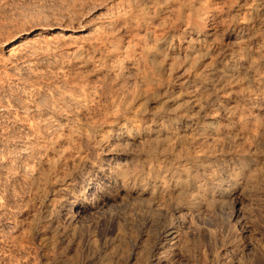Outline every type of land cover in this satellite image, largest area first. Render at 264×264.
I'll return each instance as SVG.
<instances>
[{
	"label": "rangeland",
	"instance_id": "1",
	"mask_svg": "<svg viewBox=\"0 0 264 264\" xmlns=\"http://www.w3.org/2000/svg\"><path fill=\"white\" fill-rule=\"evenodd\" d=\"M263 89L264 0H0V264H264ZM180 117L197 133L208 123L207 140L175 132ZM126 118L141 142L115 157L152 195L82 190ZM200 164L235 182L220 204L199 197L212 190ZM175 171L196 177L193 195L167 182ZM169 226L181 244L159 256Z\"/></svg>",
	"mask_w": 264,
	"mask_h": 264
},
{
	"label": "bare ground",
	"instance_id": "2",
	"mask_svg": "<svg viewBox=\"0 0 264 264\" xmlns=\"http://www.w3.org/2000/svg\"><path fill=\"white\" fill-rule=\"evenodd\" d=\"M257 11V10H256ZM45 32V31H44ZM200 32V31H199ZM204 32V31H203ZM42 34V33H41ZM190 34V33H189ZM189 34H187V35H189ZM205 35V34H204ZM206 35H208V34H206ZM23 37V36H22ZM156 37V36H155ZM18 38V37H17ZM196 38V37H195ZM207 38V37H206ZM202 39V38H201ZM205 39V38H204ZM20 40V39H19ZM197 40V39H196ZM207 40V39H206ZM200 41V40H199ZM10 44V43H9ZM18 46V45H17ZM190 46V45H189ZM14 47H16V46H14ZM192 47V46H191ZM194 48V47H193ZM190 50H192V49H190ZM192 53V52H191ZM190 53V54H191ZM198 53V52H197ZM196 53V54H197ZM195 54V55H196ZM31 55V54H30ZM197 56V55H196ZM239 57V56H238ZM251 58V57H250ZM237 59V58H236ZM250 60V59H249ZM191 62V61H190ZM243 62V61H242ZM229 65V64H228ZM242 66V65H241ZM241 66H240V68H241ZM231 67V66H230ZM189 68H192V67H189ZM246 68V67H245ZM257 68V67H256ZM239 69V68H238ZM221 70V69H220ZM246 70H247V68H246ZM188 71V70H187ZM223 71V70H222ZM249 72V71H248ZM247 72V73H248ZM190 73V72H189ZM225 73V72H224ZM228 73V72H227ZM237 73V72H236ZM188 74V73H187ZM196 74V73H195ZM217 76H218V74H216ZM216 75H215V77H216ZM245 75V74H244ZM259 75V74H258ZM182 76V75H181ZM195 76V75H194ZM235 77H236V75H234ZM243 76V75H242ZM249 76V75H248ZM256 76V75H255ZM179 77V76H178ZM188 77V76H187ZM214 77V76H213ZM239 77V76H238ZM237 77V78H238ZM243 77H245V76H243ZM221 78V77H220ZM250 78H252L251 76H250ZM189 79V78H188ZM202 79V78H201ZM209 79H211V77L209 78ZM213 79V78H212ZM216 79V78H215ZM236 79V78H235ZM244 79V78H243ZM187 80V79H186ZM251 80V79H250ZM259 80V79H258ZM185 81V79L183 80V82ZM190 81V80H189ZM192 81V80H191ZM217 80H215V82H216ZM252 81V80H251ZM197 82H199V81H197ZM179 83H181V82H179ZM212 83H213V81H212ZM223 83V82H222ZM245 83V82H244ZM192 84V83H191ZM194 84V83H193ZM197 84V83H196ZM187 85V84H186ZM197 85H199V84H197ZM197 85H196V87H197ZM222 85V84H221ZM255 85V84H254ZM179 86V85H178ZM182 86V85H181ZM189 86V85H188ZM199 86H201V89L203 88V89H207L208 88V86H209V82L205 79V80H201V83H200V85ZM217 86V85H216ZM241 86V85H240ZM243 86V85H242ZM247 86V85H246ZM259 86V85H258ZM218 87V86H217ZM217 87H214L215 88V90H216V88ZM226 86H224V88H225ZM253 87V86H252ZM255 87H256V85H255ZM262 87H263V85H262ZM179 88V87H178ZM193 88V87H192ZM211 88H212V85H211ZM243 87H241V89H242ZM261 88V87H260ZM180 89V88H179ZM195 89V88H194ZM201 89H199V90H201ZM187 90V89H186ZM192 90V89H191ZM209 90V89H208ZM211 90V89H210ZM247 90V89H246ZM251 90V89H250ZM259 90V89H258ZM264 90V89H263ZM181 91V90H180ZM196 91V90H195ZM244 91V90H243ZM256 91V90H255ZM261 92H262V90H261ZM186 93H189L188 91L186 92ZM192 93V92H191ZM260 93V92H259ZM190 94V93H189ZM187 95V94H186ZM221 95H223V93H221ZM261 95V94H260ZM260 95H258V96H260ZM262 95H264V93L262 94ZM172 96V95H171ZM220 96V95H219ZM257 96V97H258ZM187 97V96H186ZM163 98V97H162ZM201 98H202V95L200 94V93H194V95H193V99H194V102H195V106H198V108H199V106H202V101L203 100H201ZM168 99V98H167ZM167 99H165L166 100V102H167ZM170 99V98H169ZM168 99V100H169ZM173 99V98H172ZM206 99V98H205ZM204 99V100H205ZM247 99V98H246ZM68 100V99H67ZM178 100V99H177ZM191 100V99H190ZM235 100V99H234ZM173 101H174V99H173ZM188 101V100H187ZM206 101V100H205ZM219 101V100H218ZM236 101V100H235ZM245 101V100H244ZM181 102V101H180ZM192 102V101H191ZM193 102V103H194ZM207 102V101H206ZM205 102V103H206ZM214 102V101H213ZM212 102V103H213ZM217 101H215L214 102V104L216 103ZM248 106H250V107H252L253 109H257V110H261L262 108V106H260V104H258V102H257V99L254 97L253 99H249L248 101ZM263 102H264V100H263ZM185 103V102H184ZM188 103V102H187ZM186 103V104H187ZM192 103V104H193ZM229 103V102H228ZM238 103V102H237ZM245 103V102H244ZM159 104V103H158ZM163 104V103H162ZM162 104H160V106L162 105ZM169 104V103H168ZM174 104V103H173ZM178 104V103H177ZM183 104V103H182ZM181 104V105H182ZM191 104V105H192ZM233 104V103H232ZM184 105V104H183ZM204 105V104H203ZM206 105H208V103L206 104ZM217 104H215V106H216ZM222 105V104H221ZM227 105V104H226ZM229 105V104H228ZM231 105V104H230ZM166 106V105H165ZM193 106V105H192ZM192 106H190V107H192ZM220 106V105H219ZM243 106V105H242ZM137 107V106H136ZM170 107V106H169ZM168 107V108H169ZM194 107V106H193ZM213 107L214 106H212L211 108L213 109ZM217 107V106H216ZM228 107V106H227ZM230 107V106H229ZM239 107H241L240 105H239ZM263 107H264V105H263ZM176 108V107H175ZM185 108V107H184ZM206 108H210V107H206ZM243 108V107H242ZM132 109H135V108H133L132 107ZM137 109V108H136ZM139 109H140V105H139ZM164 109V108H163ZM240 109V108H239ZM239 109H235V107H233V109L232 108H230L228 111H227V114L226 115H229V116H235L236 114H238V116H239V114H240V111H239ZM157 110H159V109H157ZM174 110V109H173ZM189 110V109H188ZM188 110H186V111H188ZM199 110V109H198ZM207 110V109H206ZM209 110V109H208ZM219 110V109H218ZM221 110H224V109H221ZM156 111V110H155ZM163 111V110H162ZM170 111V110H169ZM176 111V110H175ZM174 111V112H175ZM184 111V110H183ZM195 111V110H194ZM220 111V110H219ZM226 111V110H225ZM250 111V110H249ZM131 112V111H130ZM134 112V111H133ZM142 112V111H141ZM196 112H197V110H196ZM195 113V112H194ZM193 113V114H194ZM207 113V112H206ZM212 113V112H211ZM213 113H215V112H213ZM212 113V114H213ZM216 113H218L217 111H216ZM221 113V112H220ZM246 113V112H245ZM244 113V114H245ZM248 113V112H247ZM116 114V113H115ZM135 114V113H134ZM176 114V113H175ZM180 114V113H179ZM183 114H184V112H183ZM189 114H190V112H189ZM208 114V113H207ZM256 114V113H255ZM210 116H208V118L209 117H211L212 115L211 114H209ZM246 115V114H245ZM251 115V114H250ZM260 115V114H259ZM173 116V115H172ZM181 116H182V114H181ZM194 116V115H193ZM206 116V115H205ZM237 116V115H236ZM240 116H242V115H240ZM248 116H249V114H248ZM173 117H175V116H173ZM179 117V116H178ZM185 117H186V115H185ZM190 117H191V115H190ZM226 117V116H225ZM251 117V116H250ZM260 117V116H259ZM132 118H134V117H132ZM181 118V117H180ZM196 118V117H195ZM213 118H214V114H213ZM219 118H221V117H219ZM232 118V117H231ZM237 118V117H236ZM122 119V118H121ZM124 119V118H123ZM129 119H130V117H129ZM138 120H139V117L137 118ZM191 119V118H190ZM252 119V118H251ZM255 119V118H254ZM126 120H128L127 118H126ZM189 120V119H188ZM192 120V119H191ZM216 120V119H215ZM218 120H220V119H218ZM222 120V119H221ZM229 120H231V119H229ZM235 120V119H234ZM238 120H239V122L240 123H244L245 122V119L243 118V117H239L238 118ZM156 121V120H155ZM158 121V120H157ZM118 122V121H117ZM167 122V121H166ZM205 122V121H204ZM207 122V121H206ZM213 122V121H212ZM140 123V122H139ZM159 123V122H158ZM214 123V122H213ZM218 123H219V121H218ZM170 124V123H169ZM212 124V123H211ZM139 125V124H138ZM137 125V121H135L134 119L133 120H128V121H125L121 126H119V125H117V124H115V126L113 127V129H112V132H113V137H114V144H115V150H111V151H109L110 153H109V156H110V158L108 159V160H106V163H104V165H102V167L100 166V168H97V169H100L101 170V175L100 176H97V175H93V174H91L89 177H87V178H85V180H86V182L84 183V185L81 187V189L82 190H87V191H102L103 192V190H105V189H110V188H114V189H116V188H118V189H121V190H123L124 192H126V193H132V192H135L136 194H138V195H141V196H148L149 197V195H152V194H150V190L151 189H149L150 187H151V184L152 183H154V182H150V183H147V182H143V183H140V182H137V178H135V176H134V174H132L130 171H129V169H131V168H128L129 167V160H127V159H123V160H119V158H117V157H115L116 155H117V153H119L118 151H121V152H123L124 150H125V148L127 149V148H130V146L132 147V144H134L136 141H138L137 139V136H138V134L137 135H135L134 134V129H135V127L136 126H138ZM171 125V124H170ZM174 126V129H175V132H178V134L179 133H181L182 135H184V137H189V135H192V133L194 132V129H192L188 124H187V122H183V120H182V118L179 120V121H177L176 120V122L173 124ZM197 125V124H196ZM216 125H220V124H216ZM222 125V124H221ZM225 125V124H224ZM243 125V124H242ZM253 125V124H252ZM113 126V125H112ZM155 126V125H154ZM164 126V125H163ZM169 126V125H168ZM159 128H160V126H158ZM215 127V126H214ZM224 127V126H223ZM223 127H222V129H223ZM249 127V126H248ZM112 128V127H111ZM138 128V127H137ZM136 128V129H137ZM140 128H142V127H140ZM147 128V127H146ZM161 128H163V127H161ZM168 128V127H167ZM209 128H210V126H209V124L208 123H201L200 125H199V127H198V137H200V139L201 140H204V141H206L207 140V132H208V130H209ZM219 128V127H218ZM253 128V127H252ZM252 128H250L251 130H252ZM143 129V128H142ZM197 129V128H196ZM195 129V130H196ZM220 129V128H219ZM228 129V128H227ZM111 130V129H110ZM148 130V129H147ZM146 130V131H147ZM153 130H154V128H153ZM139 131V130H138ZM141 131V130H140ZM143 131V130H142ZM145 131V132H146ZM150 131H152V130H150ZM149 131V132H150ZM160 131V130H159ZM158 131V132H159ZM170 131H171V128H170ZM224 131V130H223ZM222 131V132H223ZM237 131V130H236ZM256 131V130H255ZM158 132L157 131H153V132H151V133H147L148 135H149V137L146 139V140H148L149 138H151V139H149L150 141H152V139L154 138V139H158V137H159V135H158ZM194 132V133H195ZM244 132V131H243ZM260 132V131H259ZM161 133H163L162 131H161ZM214 133V132H213ZM225 133V132H224ZM174 134V133H173ZM228 134H229V132H228ZM231 134V133H230ZM234 134V133H233ZM145 135V134H144ZM169 135V134H168ZM223 135V137L224 136H226V135H224V134H222ZM232 135V134H231ZM231 135H230V137H231ZM110 136V135H109ZM176 136H178V135H176ZM213 136V135H212ZM211 136V137H212ZM221 136V135H220ZM235 136H236V134H235ZM235 136H232L233 138L235 137ZM98 137V136H97ZM102 137V136H101ZM162 137V136H161ZM165 137V136H164ZM175 137V136H174ZM178 137H180V136H178ZM182 137V136H181ZM183 137V138H184ZM186 137V138H187ZM195 137H196V135H195ZM214 137V136H213ZM216 137H217V134H216ZM219 137V136H218ZM109 138V137H108ZM108 138H101L100 139V141H99V143L101 144V145H103V146H105V147H111L112 146V144L109 142V139ZM142 138V137H141ZM160 138V137H159ZM167 138H168V136H167ZM171 138V137H170ZM173 138V137H172ZM220 138V137H219ZM161 139V138H160ZM165 139H166V137H165ZM190 139V138H189ZM209 140H210V138H208ZM218 139V138H217ZM241 139H246L244 136H243V134L242 135H240V139L239 140H241ZM145 140V139H144ZM145 140V141H146ZM148 140V141H149ZM174 140V139H173ZM173 140H170L171 142L173 141ZM191 140V139H190ZM154 141V140H153ZM161 141V140H160ZM164 141V140H163ZM178 141V140H177ZM177 141H175L176 143H177ZM187 141V140H186ZM196 141V140H195ZM217 141V140H216ZM235 141V140H234ZM238 141V140H237ZM242 141V140H241ZM244 141V140H243ZM98 142V141H97ZM96 142V143H97ZM138 142H141V141H138ZM155 142V141H154ZM162 142V141H161ZM160 142V143H161ZM166 142H168V140L166 141ZM210 142H211V140H210ZM215 142V141H214ZM220 143H221V141H219ZM95 143V144H96ZM150 143V142H149ZM159 143V144H160ZM165 143V142H164ZM173 143V142H172ZM171 143V144H172ZM183 143H185V142H183ZM234 143V142H233ZM136 144V143H135ZM134 144V145H135ZM142 143H139V145H141ZM158 143H156V145H157ZM168 144V143H167ZM190 144V143H189ZM97 145V144H96ZM138 145V146H139ZM152 145V144H151ZM181 145V144H180ZM179 145V146H180ZM186 145V144H185ZM208 145V144H207ZM222 145V144H221ZM242 145V144H241ZM244 145V147H245V143L243 144ZM146 146V145H145ZM150 146V145H149ZM152 146H154L155 147V144L154 145H152ZM159 146V145H158ZM169 146H170V144H169ZM176 146V145H175ZM178 146V145H177ZM175 147L176 149L178 148V147ZM184 146V145H183ZM191 146V145H190ZM194 146H195V144H194ZM200 147H201V145H199ZM202 146H204V145H202ZM213 146V145H212ZM216 146V145H215ZM232 146V145H231ZM247 146V145H246ZM161 147L162 148H164L162 145H161ZM160 147V148H161ZM206 147V146H205ZM243 147V149H245ZM104 148V147H103ZM102 148V149H103ZM146 148V147H145ZM150 148H151V146H150ZM159 148V147H158ZM167 148V147H166ZM166 148H164V149H166ZM169 148H171V147H169ZM204 148V147H203ZM207 148V147H206ZM234 148V147H233ZM236 148H237V146H236ZM100 149V148H99ZM110 149H112V148H110ZM124 149V150H123ZM132 149V148H131ZM164 149H161V150H164ZM168 149V148H167ZM258 149V148H257ZM108 150V149H107ZM148 150V149H147ZM160 150V149H159ZM174 150V149H173ZM184 152H185V149H182ZM204 150V149H203ZM234 150V149H233ZM250 150V149H249ZM126 151V150H125ZM128 151V150H127ZM178 151V150H177ZM176 151V152H177ZM191 151V150H190ZM195 151V150H194ZM231 151V150H230ZM164 152V151H163ZM179 152V151H178ZM143 153V152H142ZM172 153H174V152H172ZM183 153V152H182ZM196 153V152H195ZM208 153V152H207ZM151 154V153H150ZM149 154V155H150ZM167 154V153H166ZM177 154V153H176ZM175 154V155H176ZM187 154V153H186ZM189 154V153H188ZM187 154V155H188ZM191 154H192V152H191ZM199 154V153H198ZM225 154V153H224ZM248 154V153H247ZM162 155V154H161ZM172 155V154H171ZM170 155V157H172ZM194 155V154H193ZM210 155V154H209ZM176 156H178V155H176ZM190 156H192V155H190ZM189 156V158H191ZM206 156V155H205ZM230 156V155H229ZM232 156V155H231ZM123 157V156H122ZM127 157V156H126ZM169 157V156H168ZM180 157H183L182 155L180 156ZM179 157V158H180ZM194 157V156H193ZM192 157V158H193ZM200 157V156H199ZM207 157V156H206ZM135 158V157H134ZM187 158V157H186ZM203 158V157H202ZM231 158V157H230ZM252 158V157H251ZM129 159V158H128ZM133 159V158H132ZM174 159V158H173ZM195 159V158H194ZM196 159H198V158H196ZM195 159V160H196ZM174 160H176V159H174ZM182 160H184V159H182ZM190 160V159H189ZM192 160V159H191ZM134 161V160H133ZM136 161V160H135ZM134 161V162H135ZM207 161V160H206ZM149 162V161H148ZM211 162V161H210ZM240 162V161H239ZM92 163V162H91ZM177 163V162H176ZM182 163V162H181ZM180 163V164H181ZM192 163V162H191ZM190 163V164H191ZM199 163V162H198ZM222 163V162H221ZM94 164V163H93ZM156 164V163H155ZM195 164V163H194ZM205 164V163H204ZM204 164H200V165H197V168H196V170H193L194 172H198L197 170H201L203 173H206L207 174V177H206V181H207V184H208V188H211L212 190H211V192L208 194V195H205V194H203V196H202V194L201 195H199V192H197V194L199 195V197H205L204 199H206V201L205 202H212V203H221L223 200H224V198L228 195V194H230L231 192H232V190H233V186L235 185V182L233 183L234 185L232 186V185H226V186H221V184L223 183V182H221V180H219V177H216V176H212V174L214 175V173L215 172H217L218 173V171H217V169H219V171L221 172V173H223V172H225V169H224V165H221V166H208V165H204ZM218 164V163H217ZM230 164V163H229ZM95 165V164H94ZM94 165H92V168L91 169H93L94 168ZM186 165V164H185ZM196 165V164H195ZM158 166V165H157ZM180 166V165H179ZM178 166V167H179ZM226 166V165H225ZM151 167V166H150ZM153 167H155V166H153ZM158 167H160V165L158 166ZM183 167V166H182ZM181 168V167H180ZM191 168H192V166H191ZM194 168H195V166H194ZM230 168V167H229ZM229 168H226V169H229ZM90 169V168H89ZM133 169V168H132ZM158 169V168H157ZM160 169V168H159ZM183 169H186V168H183ZM94 170V169H93ZM161 170V169H160ZM162 170H163V168H162ZM168 170H169V168H168ZM231 170V169H230ZM246 170V169H245ZM253 170V169H252ZM151 171V170H150ZM171 171V170H170ZM182 171V170H181ZM89 172V171H88ZM98 172V171H97ZM158 172H160V171H158ZM187 172V171H186ZM219 172V173H220ZM99 173V172H98ZM226 173V172H225ZM224 173V174H225ZM250 173V172H249ZM153 174H155V173H153ZM163 174V173H162ZM161 174V175H162ZM192 173H189L188 174V176L186 177V179L185 180H183V179H181V176H180V173L179 172H169V173H166V180H167V182H169V183H172L173 184V186L174 187H177V186H179V189L181 190V192H182V194L183 195H185V196H188V195H193V193L195 192V188L193 187H190V183L192 182L191 180H194L196 177L195 176H192L191 175ZM231 174V173H230ZM244 174V173H243ZM87 175V174H86ZM142 175V174H141ZM159 175V174H158ZM161 175H160V177H161ZM200 175V174H199ZM219 175V174H218ZM148 176V175H147ZM154 176V175H153ZM231 176H233V175H231ZM156 177V176H155ZM204 177V176H203ZM225 177V176H224ZM226 177H229V176H226ZM151 179H152V177H150ZM157 178V177H156ZM159 178V177H158ZM157 178V179H158ZM231 178H233V177H231ZM237 178V177H236ZM148 179V178H147ZM234 179V178H233ZM149 180V179H148ZM153 180V179H152ZM161 180V179H160ZM254 180V179H253ZM228 181V180H227ZM236 181V180H235ZM233 182V181H232ZM164 183V181L162 182V181H160V183H159V185L161 186L162 184ZM66 184V183H65ZM199 184V183H198ZM201 184V183H200ZM232 184V183H231ZM76 185V184H75ZM217 185H219L220 186V188L218 187V190H215V188H217L216 186ZM224 185V184H223ZM246 185V184H245ZM244 185V186H245ZM70 186H72V185H70ZM69 186V187H70ZM78 186V185H77ZM154 186V185H153ZM170 186V185H169ZM199 186H201V185H199ZM197 187V186H196ZM73 188V187H72ZM76 188V187H75ZM158 188V187H157ZM172 188V187H171ZM68 189H70V188H68ZM67 190V189H66ZM72 190V189H71ZM78 190V189H77ZM159 190V189H158ZM166 190H168V189H166ZM179 190V191H180ZM240 190V189H239ZM62 191V190H61ZM63 191H64V188H63ZM76 191V190H75ZM68 192V191H67ZM79 192H80V190H79ZM82 192V191H81ZM85 192V191H84ZM177 192H178V190H177ZM204 192V191H203ZM73 193V192H72ZM75 193V192H74ZM73 193V195L75 196V194ZM77 193V192H76ZM104 193V192H103ZM108 193H110V192H108ZM202 193V192H201ZM67 194V193H66ZM68 194L69 195H71L69 192H68ZM205 195V196H204ZM66 196H68V195H66ZM77 196H79V195H77ZM86 196V195H85ZM108 196V195H107ZM136 196V195H135ZM101 197V196H100ZM103 197V196H102ZM112 197V196H111ZM147 197V198H148ZM63 197H61V199H62ZM65 198V197H64ZM138 198V197H137ZM146 198V197H145ZM147 198L145 199V200H147ZM189 198V197H188ZM66 199V198H65ZM69 199H71V198H69ZM73 199V198H72ZM98 199V198H97ZM97 199H96V201H97ZM101 199V198H100ZM133 199V198H132ZM140 199H142V198H140ZM139 199V200H140ZM153 199V198H152ZM68 200V199H67ZM67 200H66V202H67ZM76 200V199H75ZM78 200V199H77ZM99 200V199H98ZM208 200V201H207ZM60 201V200H59ZM65 201V200H64ZM94 202V201H90V202H88V204L90 205V207L92 206V205H94V204H96L97 202H100V201H97V202ZM61 202V201H60ZM69 202H71V200L69 201ZM79 202V201H78ZM104 202V201H103ZM133 202V201H132ZM204 202V203H205ZM57 204V203H56ZM59 204V203H58ZM65 204V203H64ZM63 204V205H64ZM68 204V203H67ZM103 205H106V203L104 202V203H102ZM101 204V205H102ZM226 204V203H225ZM73 205V204H72ZM81 205V204H80ZM102 205V206H103ZM61 205H59L58 207H60ZM67 206H69V205H67ZM66 206V207H67ZM208 206V205H207ZM62 207V206H61ZM65 207V206H64ZM57 208V207H56ZM203 208H204V205H203ZM210 208V207H209ZM59 209V208H58ZM64 209H66V208H64ZM57 210V209H56ZM62 210V209H61ZM199 210V209H198ZM58 211V210H57ZM109 211V210H108ZM206 211V210H205ZM57 213V212H56ZM67 213V212H66ZM198 213V212H197ZM55 214V213H54ZM53 217H55V215L53 216ZM57 218V217H56ZM174 229H175V227H174ZM162 230H166V231H168V232H164V233H166V235H164L161 239L160 238H158V249L159 250H161V252L159 253V256H161V255H167L168 253H170V252H172L173 250L175 251V249H177L179 246V244L178 243H180V240H178L177 239V234H176V230H172V228H171V226H169L168 227V229L167 228H163ZM161 233V232H160ZM160 236V235H159ZM184 240V239H183ZM179 241V242H178ZM148 242V241H147ZM181 244V243H180ZM154 245V244H153ZM153 247V246H152ZM156 249V248H155ZM145 251V250H144ZM169 256V255H168ZM163 257V256H162ZM161 259V258H160ZM158 260V259H157Z\"/></svg>",
	"mask_w": 264,
	"mask_h": 264
}]
</instances>
